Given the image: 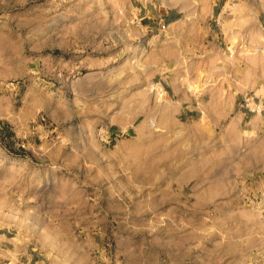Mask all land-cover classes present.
Masks as SVG:
<instances>
[{
    "label": "rangeland",
    "instance_id": "rangeland-1",
    "mask_svg": "<svg viewBox=\"0 0 264 264\" xmlns=\"http://www.w3.org/2000/svg\"><path fill=\"white\" fill-rule=\"evenodd\" d=\"M0 264H264V0H0Z\"/></svg>",
    "mask_w": 264,
    "mask_h": 264
},
{
    "label": "crops",
    "instance_id": "crops-1",
    "mask_svg": "<svg viewBox=\"0 0 264 264\" xmlns=\"http://www.w3.org/2000/svg\"><path fill=\"white\" fill-rule=\"evenodd\" d=\"M169 15H171V14H169ZM169 17V16H168Z\"/></svg>",
    "mask_w": 264,
    "mask_h": 264
}]
</instances>
